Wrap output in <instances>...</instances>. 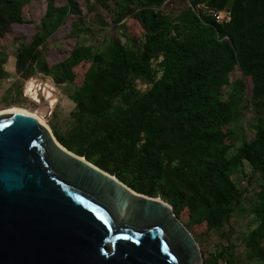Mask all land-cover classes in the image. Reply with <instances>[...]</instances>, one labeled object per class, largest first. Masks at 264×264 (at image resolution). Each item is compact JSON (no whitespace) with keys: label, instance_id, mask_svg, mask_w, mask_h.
I'll list each match as a JSON object with an SVG mask.
<instances>
[{"label":"trees","instance_id":"16d2710c","mask_svg":"<svg viewBox=\"0 0 264 264\" xmlns=\"http://www.w3.org/2000/svg\"><path fill=\"white\" fill-rule=\"evenodd\" d=\"M30 1L0 0V38L11 24L23 22L20 10ZM164 1L119 0L124 4L121 15L141 29L143 39L135 49L112 38L92 54L80 52L82 47L71 49L56 64L57 83L72 80L71 68L86 57L94 68H87L73 94L70 139L54 136L67 150L114 174L132 190L158 194L178 219L184 212L187 221L179 220L188 230L200 221L206 230L228 221L248 189L246 182L239 186L231 176L235 163L245 161L259 179L251 207L256 224L246 240L250 249L264 256V0H185L174 17L163 12ZM76 10L74 0L47 1L37 33L15 51V73L25 80L22 92L30 99H36L38 83L26 75L38 46ZM221 10L228 19H216ZM44 65L42 61L41 68ZM234 66L249 78L251 95L262 111L255 112L252 138L242 139L228 155L225 137L239 113L240 82L232 81L225 98L219 91ZM4 74L0 68V77ZM135 79L148 87L136 91ZM43 90L49 96L50 88ZM11 107L28 110L7 108ZM229 247L221 245L207 260L201 251L202 262L217 264L221 258L231 264Z\"/></svg>","mask_w":264,"mask_h":264},{"label":"water","instance_id":"95a60500","mask_svg":"<svg viewBox=\"0 0 264 264\" xmlns=\"http://www.w3.org/2000/svg\"><path fill=\"white\" fill-rule=\"evenodd\" d=\"M159 197L61 145L34 116L0 113V264H201Z\"/></svg>","mask_w":264,"mask_h":264},{"label":"rangeland","instance_id":"374dc122","mask_svg":"<svg viewBox=\"0 0 264 264\" xmlns=\"http://www.w3.org/2000/svg\"><path fill=\"white\" fill-rule=\"evenodd\" d=\"M47 1L62 4L65 0H31L28 5L21 7L23 22L11 24L9 31L0 38V68L5 73L0 77V111L11 105L21 106L31 111H40L44 116L43 121L50 127L53 136L62 135L69 140L71 112L75 108L73 94L81 83L84 72L87 68H94V64L90 58H84L78 65L71 68L74 72L73 79L61 83L55 82L53 78L57 71L56 64L71 49L77 47H82L79 49L80 52L86 54L90 51L92 54L103 50L108 40L117 38L121 43H125L128 47L133 46L135 49L143 37L137 23L128 18L129 16L121 15L123 14L121 7L124 4L119 0H74L77 10L68 14L63 23L37 48V59L32 63L31 70L26 76L37 80L39 87L36 86V99H30L22 92L25 80L15 73L14 54L17 49L28 44L31 36L37 33L36 27ZM163 3L165 4L163 12L170 17H174L186 5L185 0H166ZM223 15L224 11H219L218 16ZM159 59L160 56L156 60L152 58L151 66ZM42 61L45 62L44 68H41ZM46 80H50V83ZM227 80L226 84L220 86L219 93L222 98H225L230 91L232 81L240 82L237 94L239 113L235 118L236 121L228 125L231 133L225 137V142L229 145L228 155H230L242 139L252 138L251 124L256 115L255 112L261 113L262 104L254 100L250 92L249 78L242 76L236 66L229 72ZM41 84L50 88L49 96L46 95ZM133 84L138 92L148 87V83L139 79H135ZM50 100H54L51 106ZM232 172L233 180L238 181L239 186H244L246 182L248 189L243 190L241 199L230 213L228 221L220 228L207 230L203 221H200L197 224H190L189 231L192 236H195L199 250L202 251L206 260L217 252L221 245L230 244L231 247L227 252H229L231 264H264V256L250 249L251 243L249 244L246 240L248 231L256 224L251 207L254 200L253 191L259 182L257 172H252L251 166L245 161L236 162ZM122 174L125 178L129 177L126 172ZM110 175L116 178L114 174ZM155 197L162 199L158 194ZM179 217L182 222L187 221L184 212H181ZM216 262L224 264L221 258H218ZM201 264L211 263L201 261Z\"/></svg>","mask_w":264,"mask_h":264},{"label":"bare ground","instance_id":"6f19581e","mask_svg":"<svg viewBox=\"0 0 264 264\" xmlns=\"http://www.w3.org/2000/svg\"><path fill=\"white\" fill-rule=\"evenodd\" d=\"M12 111H19V112H23V113L30 114V115L34 116L42 125H44L52 133L51 129L43 121V119H44L43 113H41V112L32 113V112H29L28 110L26 111V110H23V109H20V108H15V107L7 108L5 110H2V111H0V113H6V112H12ZM41 117H43V118H41Z\"/></svg>","mask_w":264,"mask_h":264},{"label":"built area","instance_id":"2783aa9c","mask_svg":"<svg viewBox=\"0 0 264 264\" xmlns=\"http://www.w3.org/2000/svg\"><path fill=\"white\" fill-rule=\"evenodd\" d=\"M218 13H219V12H217V13L215 14V17H216L217 20H221L222 18H224L225 20L228 19L227 15H226L225 13H224V15H223L224 17H223V16L219 17V16H218ZM39 84H40V83H39ZM41 85L43 86V84H41ZM38 87H39V86H38ZM48 111H49V110H48Z\"/></svg>","mask_w":264,"mask_h":264}]
</instances>
